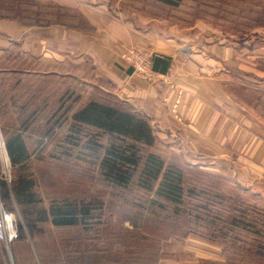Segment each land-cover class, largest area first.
Here are the masks:
<instances>
[{
  "label": "rangeland",
  "instance_id": "1",
  "mask_svg": "<svg viewBox=\"0 0 264 264\" xmlns=\"http://www.w3.org/2000/svg\"><path fill=\"white\" fill-rule=\"evenodd\" d=\"M13 2L20 20L43 10ZM118 6L135 24L233 48L238 63L227 89L251 115L252 135L264 140V0H121ZM1 7L6 14L9 3L0 0ZM93 71L88 62L45 66L17 48L0 57V204L14 213L19 230L13 242H0L8 264H17L15 251L26 253L24 264H264V178L235 155L228 162L191 159L155 137L150 147L134 144L143 159L137 170L125 165V176L132 173L127 183L110 178V145L133 144L74 117L90 102L140 113L107 93ZM149 155L165 171L179 169L180 195L163 194L162 179L142 178ZM65 215H74L75 224H54Z\"/></svg>",
  "mask_w": 264,
  "mask_h": 264
},
{
  "label": "crops",
  "instance_id": "2",
  "mask_svg": "<svg viewBox=\"0 0 264 264\" xmlns=\"http://www.w3.org/2000/svg\"><path fill=\"white\" fill-rule=\"evenodd\" d=\"M11 1L6 0L7 13H0V57L17 48L45 66L88 62L105 91L146 117L155 137L171 150H182L191 159L221 162L232 161V154L264 178V140L252 135L251 115L247 119L244 106L227 89L235 82L232 68L238 63L232 60L233 48L199 45L182 39L174 29L135 24L119 8L121 0H28L43 8L28 20L19 19L17 3L11 6ZM128 46L151 58H165L166 71H155L161 79L147 83L132 74L121 58ZM185 54L192 60L183 63ZM23 254L13 252L14 262L24 264ZM0 262L8 264V256L1 253Z\"/></svg>",
  "mask_w": 264,
  "mask_h": 264
},
{
  "label": "trees",
  "instance_id": "3",
  "mask_svg": "<svg viewBox=\"0 0 264 264\" xmlns=\"http://www.w3.org/2000/svg\"><path fill=\"white\" fill-rule=\"evenodd\" d=\"M168 63L169 62L165 58H152V70L164 73L168 67ZM74 118L88 126L105 130L117 137H122L124 140L126 139L133 144L130 146L128 142L123 141L126 143V148L123 149L121 147H115V145L112 144L110 145L109 153H107V155L111 157L110 161L106 160V168L109 172V176L113 178L114 182L119 184H121L120 182L127 183L132 175V173H129L128 176H125L123 171L125 165L129 164L134 170L138 167L140 160L143 159V156L139 153L134 144L150 147L155 142V131L146 117L129 111H121L107 104L90 102L77 113ZM131 148L136 149V154H138L136 158L134 154H130ZM7 150L13 158V152L9 144L7 145ZM12 160L15 162V158ZM141 174L142 178L147 179V181L157 182L159 179H162L160 190L163 194L170 197L171 194L180 195L181 173L179 169L169 166L165 171L164 162L160 158L154 155L147 156L142 163ZM147 184H149V182H147ZM70 215H65L58 219L56 218L54 224L74 225L76 219L74 215Z\"/></svg>",
  "mask_w": 264,
  "mask_h": 264
},
{
  "label": "built area",
  "instance_id": "4",
  "mask_svg": "<svg viewBox=\"0 0 264 264\" xmlns=\"http://www.w3.org/2000/svg\"><path fill=\"white\" fill-rule=\"evenodd\" d=\"M123 59L128 64L132 74L137 75L147 83H155L161 77L152 70V58L135 47H128L123 52ZM191 55L185 54L183 63L191 61ZM181 92H178L180 98ZM18 237V223L12 211L6 210L0 204V242L9 244Z\"/></svg>",
  "mask_w": 264,
  "mask_h": 264
},
{
  "label": "bare ground",
  "instance_id": "5",
  "mask_svg": "<svg viewBox=\"0 0 264 264\" xmlns=\"http://www.w3.org/2000/svg\"><path fill=\"white\" fill-rule=\"evenodd\" d=\"M7 165V164H6Z\"/></svg>",
  "mask_w": 264,
  "mask_h": 264
}]
</instances>
